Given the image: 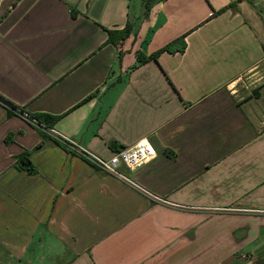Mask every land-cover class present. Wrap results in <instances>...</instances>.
Wrapping results in <instances>:
<instances>
[{"label": "crops", "instance_id": "1", "mask_svg": "<svg viewBox=\"0 0 264 264\" xmlns=\"http://www.w3.org/2000/svg\"><path fill=\"white\" fill-rule=\"evenodd\" d=\"M0 97L157 152L142 193L0 102V264H264V0H0Z\"/></svg>", "mask_w": 264, "mask_h": 264}, {"label": "built area", "instance_id": "2", "mask_svg": "<svg viewBox=\"0 0 264 264\" xmlns=\"http://www.w3.org/2000/svg\"><path fill=\"white\" fill-rule=\"evenodd\" d=\"M17 114L40 128L45 135L64 147L69 153L84 160L91 167L135 187L142 193H146L144 189L121 172V167L124 166L130 170H136L157 157L155 148L147 139L139 141L132 147L124 148L113 154L112 157L106 159L83 147L73 139L55 131L53 128L39 126L38 122L31 119L27 113L20 114L17 112Z\"/></svg>", "mask_w": 264, "mask_h": 264}, {"label": "trees", "instance_id": "3", "mask_svg": "<svg viewBox=\"0 0 264 264\" xmlns=\"http://www.w3.org/2000/svg\"><path fill=\"white\" fill-rule=\"evenodd\" d=\"M128 30L125 31H110L109 32V41H111L114 44H118L120 41L124 40L128 36ZM186 49V43L184 41V37L180 38L171 44L167 45L163 49H161L156 54L152 55L149 58H140L141 62H145L150 59H157L159 54L162 52H169V53H177V52H184ZM0 102L8 106L11 110H13L15 113L19 112L20 114L25 113V111L21 108L15 107L12 104H10L8 101H5L2 97H0ZM30 116V115H29ZM31 119H34L38 122L39 126H44L47 128H52L53 125L60 119V117H53L51 115H37V116H30ZM40 129V128H39ZM18 165L21 170L26 171L30 175L37 174V169L34 167L30 160V155L23 154L18 159Z\"/></svg>", "mask_w": 264, "mask_h": 264}, {"label": "rangeland", "instance_id": "4", "mask_svg": "<svg viewBox=\"0 0 264 264\" xmlns=\"http://www.w3.org/2000/svg\"><path fill=\"white\" fill-rule=\"evenodd\" d=\"M246 84H247V82H246Z\"/></svg>", "mask_w": 264, "mask_h": 264}]
</instances>
